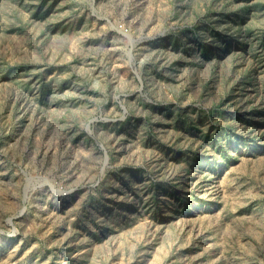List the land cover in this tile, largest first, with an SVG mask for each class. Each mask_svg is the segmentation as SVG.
Returning a JSON list of instances; mask_svg holds the SVG:
<instances>
[{
    "label": "rangeland",
    "instance_id": "rangeland-1",
    "mask_svg": "<svg viewBox=\"0 0 264 264\" xmlns=\"http://www.w3.org/2000/svg\"><path fill=\"white\" fill-rule=\"evenodd\" d=\"M0 264H264V0H0Z\"/></svg>",
    "mask_w": 264,
    "mask_h": 264
}]
</instances>
